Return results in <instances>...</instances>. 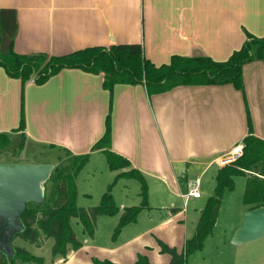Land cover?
Segmentation results:
<instances>
[{
  "label": "crops",
  "instance_id": "crops-1",
  "mask_svg": "<svg viewBox=\"0 0 264 264\" xmlns=\"http://www.w3.org/2000/svg\"><path fill=\"white\" fill-rule=\"evenodd\" d=\"M1 8L17 11L13 48L21 54L60 56L87 47L141 44L145 56L162 65L175 54L226 60L249 34L264 36V0H0ZM11 42L2 31L1 51L8 52ZM244 82V91L232 84H206L151 94L144 83H122L111 92L102 73L65 67L42 83L30 80L23 87L20 79L0 67V132L9 136L12 149L18 148L24 104V150L41 146L64 153L54 162H44L53 166L49 178L57 177L65 160L74 163L75 156L87 153L90 159L97 153L106 155L93 146L105 134L110 114L111 149L127 158L130 168L153 178L159 189L181 190L184 207L179 213L185 214L191 198L203 197L183 196L190 172L202 168L196 175L203 178L215 165L220 168L215 160L251 133L248 112L252 134L264 139V58L245 64ZM248 209L246 205L244 212ZM143 232L128 234L112 247L81 240V248L66 258L52 257L53 262L45 259V264H72L76 259L90 264L96 256L134 264L139 254L161 264L162 258L144 243L136 250L124 249ZM95 249L101 253H91ZM170 260L169 255L167 264Z\"/></svg>",
  "mask_w": 264,
  "mask_h": 264
},
{
  "label": "trees",
  "instance_id": "trees-1",
  "mask_svg": "<svg viewBox=\"0 0 264 264\" xmlns=\"http://www.w3.org/2000/svg\"><path fill=\"white\" fill-rule=\"evenodd\" d=\"M19 30L18 14L14 8L0 9V46L2 31H5L12 42L8 52L4 53L0 47V67H3L11 77L20 79L23 87L30 80L42 83L65 67H80L86 71L104 75V86L111 92L117 84L144 83L148 91L160 93L168 91L178 85H206L232 84L244 91L245 64L264 58V36L256 37L249 34V38L226 60H215L210 56H182L175 54L166 64L156 65L144 54L141 44H118L110 48L104 46L87 47L65 55H48L46 53L21 54L14 50L13 43ZM248 125L251 133L244 138V154L237 161L220 167L217 173L215 194L211 196L201 214L194 235L187 239L184 249L179 251L163 240H159L160 251L171 256L169 264H187L188 256L203 247L205 238L211 233L217 222L222 206V199L226 188L234 186L233 177L247 175L251 171L244 196V204L249 209L264 206V139L252 134V119L248 112ZM26 113L24 104L17 131H21L22 139L16 149L10 147V138L0 132V159L12 153H20L26 145ZM111 115L106 121L105 134L93 146V150H103L108 159L111 170H122L117 173L115 180L121 177L138 178L143 183L144 203L125 207L118 226L121 228L137 219L139 212L148 207L146 177L138 169L130 168L131 162L111 149ZM90 159V153L77 155L73 166L57 174L56 198L53 206L44 208L27 207L21 214L24 225L13 239L20 238L36 247L44 245L48 238L54 239L52 255H68L69 246L74 250L82 247L83 243L77 236L72 219L78 218L85 232L91 238L95 237L97 219L99 215H115L119 213L111 187L103 193L98 205L83 207L77 205L78 175L80 170ZM1 163H20L1 162ZM129 168L128 170H126ZM258 169V170H256ZM254 171H257L256 173ZM12 259L0 251V264H45L44 256L36 255L26 247L15 245ZM95 264H118L109 259L93 257ZM134 264H153L147 255L139 254Z\"/></svg>",
  "mask_w": 264,
  "mask_h": 264
},
{
  "label": "rangeland",
  "instance_id": "rangeland-1",
  "mask_svg": "<svg viewBox=\"0 0 264 264\" xmlns=\"http://www.w3.org/2000/svg\"><path fill=\"white\" fill-rule=\"evenodd\" d=\"M17 143L14 141L12 145L17 146ZM56 155L64 157V153L58 150L36 146L34 149L30 148V150L26 149V151H22V154L21 152L14 154L10 151L8 154L2 156L0 161H23L26 163L54 162L57 158ZM62 166L59 172L62 169H70L73 166V161L65 160ZM217 169L215 165L203 175L201 186L203 197L200 199L191 198L185 208L187 210L185 214L179 213V208L182 209L184 207V199L180 196L181 190L175 187L172 193L164 191L162 188L159 189L153 178H146L148 207L143 208L139 212L135 221L125 224L115 234V229L118 226L124 208L144 203L142 194L143 183L135 177H121L115 180L117 172L110 169L107 156L103 153L94 154L79 172L77 205L83 207L98 205L101 202L103 193L112 184L111 192L116 205L119 207V213L111 216L99 215L94 238H91L84 231L83 225L78 218L72 219L74 230L82 241H94L97 244L111 247L124 240L128 234L136 235L144 231L140 238H137L136 241L132 242L130 246L124 247V249L136 250L139 248V245L144 243L147 245L148 251H154L155 254L162 258L159 263L167 264L169 254L159 251V240H163L177 248L181 247V250L184 249V239H189L194 235L195 219L201 210L204 209L208 199L215 194L217 184L215 173ZM201 170L202 168L197 172H190L191 178L196 176ZM251 172L247 175H236L233 177L234 186L225 189L222 206L213 230L205 238L203 247L188 256L187 264H264V237L243 245H236L232 241L235 232L243 220L246 207L244 196L249 177L252 176ZM254 172L256 173L257 171ZM43 188L45 190L43 198L40 201L28 200L29 207L44 208L53 206L57 190V178L55 175H52L44 182ZM186 191H188V188L186 189L184 186L182 192ZM53 244L54 239L52 237L48 238L44 245L39 248L20 238L13 239L14 247L15 245L27 246L30 251L44 256L47 262H53ZM73 250L69 246L67 256ZM91 253L96 255L101 252L95 249L91 250ZM61 257L66 258L64 256ZM96 258L99 257L96 256ZM154 259L156 260L157 258ZM72 262V264H80L77 259ZM90 264L95 263L92 260Z\"/></svg>",
  "mask_w": 264,
  "mask_h": 264
},
{
  "label": "water",
  "instance_id": "water-1",
  "mask_svg": "<svg viewBox=\"0 0 264 264\" xmlns=\"http://www.w3.org/2000/svg\"><path fill=\"white\" fill-rule=\"evenodd\" d=\"M53 166L48 163L0 164V251L9 259L14 255L13 237L24 225L21 214L28 200L40 201L44 182ZM264 237V206L248 209L233 236V243L243 245Z\"/></svg>",
  "mask_w": 264,
  "mask_h": 264
},
{
  "label": "built area",
  "instance_id": "built-area-1",
  "mask_svg": "<svg viewBox=\"0 0 264 264\" xmlns=\"http://www.w3.org/2000/svg\"><path fill=\"white\" fill-rule=\"evenodd\" d=\"M245 145L246 144L244 141H241L235 144L227 153L217 158L215 160V163L218 166H225V165H228V164H231L237 161L239 158L243 156ZM202 182H203L202 174H198L194 176L193 178L188 179L187 180L188 191L186 194H183V196H185L187 199L189 197H201L202 196V191H201Z\"/></svg>",
  "mask_w": 264,
  "mask_h": 264
}]
</instances>
